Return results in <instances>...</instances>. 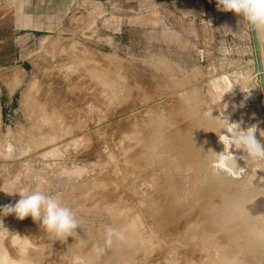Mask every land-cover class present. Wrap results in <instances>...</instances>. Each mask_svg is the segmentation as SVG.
Returning <instances> with one entry per match:
<instances>
[{"label": "rangeland", "instance_id": "obj_1", "mask_svg": "<svg viewBox=\"0 0 264 264\" xmlns=\"http://www.w3.org/2000/svg\"><path fill=\"white\" fill-rule=\"evenodd\" d=\"M16 1L0 0V201L14 205L19 194L5 192L39 184L75 210L80 228L57 240L31 217L0 216V249L18 233L27 241L25 264H97L106 227L124 236L129 228L139 264H189L201 237L187 227L205 215L217 224L198 233L207 240L200 264H264L238 210L260 204L243 195L264 187L263 160L234 146L226 153L233 159H218L227 121L256 124L264 145L263 97L252 57L239 53L247 46L218 42L209 27L205 45L187 47V30L172 21L151 28L149 8L94 0L64 27L31 35L15 26ZM142 17L149 27H137ZM2 82L15 90L10 112L2 110L9 92ZM75 168L88 171L61 174Z\"/></svg>", "mask_w": 264, "mask_h": 264}, {"label": "crops", "instance_id": "obj_2", "mask_svg": "<svg viewBox=\"0 0 264 264\" xmlns=\"http://www.w3.org/2000/svg\"><path fill=\"white\" fill-rule=\"evenodd\" d=\"M92 1L17 0L14 4L15 26L19 30L28 31L31 35L43 32H54L65 26L66 18L80 4ZM94 2H105L108 5L113 3L116 6L118 5L120 10L122 8L123 10H127L124 8L131 6V4H134V8H149L148 10H151L150 15L153 20L152 25H155L151 26V28L158 27L161 29L160 25L165 23V21H172L175 26H178L183 31L187 30V47L192 45V41L199 46L205 45L208 40L209 27L211 29L215 28L218 42L221 41L224 44L230 42V40H235L239 44L246 45L247 49L245 48V50L241 46L239 53L243 52L241 53L243 57L246 55L252 57L250 62H253L254 47L251 42L250 25L242 17L233 12L218 10L216 0H94ZM213 16L217 18L216 25L212 21ZM131 18L138 19L139 16L129 17L128 22L131 21ZM113 19L115 20L116 18L111 16L109 19L110 24L114 23ZM120 19L122 18L120 17ZM143 19L142 17L137 27H149L144 24ZM117 23L119 24L120 22ZM257 34L263 50L264 59V29H257ZM126 36V33H121L119 40L121 41ZM222 78L228 80L226 76ZM2 83L7 86L4 82ZM7 88L9 92H7L8 94H2L1 102L2 110L10 112L16 106V94L15 90L12 92L8 86Z\"/></svg>", "mask_w": 264, "mask_h": 264}, {"label": "clouds", "instance_id": "obj_3", "mask_svg": "<svg viewBox=\"0 0 264 264\" xmlns=\"http://www.w3.org/2000/svg\"><path fill=\"white\" fill-rule=\"evenodd\" d=\"M217 8L224 12H233L242 17L249 25L256 29H264V0H216ZM227 131L226 140L221 139L224 152L218 156L221 160H231L232 156L226 155L230 152V147L242 149L247 156L253 159L264 160V145L256 138L258 126L251 125L247 129H242L238 123H230L222 127ZM260 137H264V130H259ZM62 175H72L67 170H62ZM15 183V182H13ZM3 191V190H2ZM5 192V191H4ZM8 194L18 193L20 199L16 203L0 206V216L15 215L18 220L31 217L33 222H38L41 229L49 236H54L57 240L77 235V228H80L75 210L65 205L59 195L46 194L39 184L34 189H13L5 192ZM8 246L17 250L19 256L24 255L27 241L24 236L18 233L9 232ZM124 239V234L117 230L106 227L104 244L110 246L113 241ZM97 251H103L98 247ZM0 264H25L23 260L14 259L10 256L7 248L0 249Z\"/></svg>", "mask_w": 264, "mask_h": 264}, {"label": "bare ground", "instance_id": "obj_4", "mask_svg": "<svg viewBox=\"0 0 264 264\" xmlns=\"http://www.w3.org/2000/svg\"><path fill=\"white\" fill-rule=\"evenodd\" d=\"M253 64H255V60L253 59ZM255 76H256V78H258V74H254ZM35 84V83H34ZM31 86V85H30ZM259 87H260V85H259ZM31 89V88H30ZM260 90H261V87H260ZM34 92V91H33ZM27 93V96H28V92H26ZM38 93V92H37ZM42 93V92H41ZM32 95V94H31ZM26 98V97H25ZM29 98V97H28ZM38 99V98H37ZM42 101V100H41ZM45 101V100H44ZM37 102V101H36ZM47 102V101H46ZM37 104V103H36ZM35 104V105H36ZM44 104V103H43ZM46 105H47V103H46ZM39 106V105H38ZM56 107V106H55ZM39 108V107H38ZM53 115V114H52ZM0 153H2L1 152V149H0ZM245 156H246V154H245ZM235 157V156H234ZM237 158H239V157H237ZM236 158V159H237ZM242 158V157H241ZM247 159V158H246ZM251 160V159H250ZM250 160H248V164L249 163H253V161H250ZM226 161V160H225ZM239 161V160H238ZM241 161V160H240ZM244 161V160H243ZM231 162H233V161H231ZM222 163V162H221ZM223 164H226L227 165V163H225V162H223ZM259 165L260 166H262V168L264 169V160L263 161H261V162H259ZM253 166H255L254 164H253ZM240 167V166H239ZM242 167V166H241ZM257 167V166H256ZM261 170L258 174L259 175H257L258 176V179H262V178H264V170ZM234 172V171H233ZM236 172V171H235ZM253 175V174H252ZM256 179V178H255ZM93 181H95L94 179H93ZM258 182V181H257ZM261 183V182H260ZM261 185V184H260ZM104 191V190H103ZM243 196H245V200L246 201H248L249 199H252V200H254V199H259L261 202H260V204H258V206L257 207H255V208H249V207H246V208H248V210L246 209V208H242V203H240V205H238V210L240 209L241 210V212H242V217L245 219V222H247V225H245V226H242V228L244 227L245 228V232H246V235H248V236H250V237H253V238H258L259 239V244H261L260 245V248H262V250L264 249L263 247H264V206H262V205H264V187L263 188H260V189H253V190H250V191H247V192H245L244 193V195ZM115 201V200H114ZM259 203V202H258ZM255 204V203H254ZM128 210V209H127ZM126 211V210H125ZM124 211V212H125ZM204 214V213H203ZM205 216V215H204ZM204 216H202V215H200V217L201 218H199L198 220H196L195 219V221L196 222H194L193 223V227L194 228H192V226L190 225V226H188L187 227V235L189 236V235H191V236H193V235H197V236H199V237H201V238H199V245L198 246H200V247H203L204 245H205V243H207L205 240H204V236H202L203 234H198V233H200L199 231H201V232H207L210 228H213L214 229V225L215 224H217L216 222H210V219H212V218H210L208 221L207 220H205V218H204ZM211 217H213V219H215L216 218V212H213L212 213V216ZM196 218H198V216H196ZM137 222V221H136ZM214 224V225H213ZM238 225H240V223H238ZM198 227H201L199 230L197 229ZM16 228V227H15ZM11 229V228H10ZM12 230V229H11ZM183 230V229H182ZM215 230V229H214ZM211 231V230H210ZM20 232V231H19ZM193 234V235H192ZM145 235V234H144ZM146 238V237H145ZM197 239H198V237H197ZM206 239V238H205ZM193 243V242H192ZM195 243V242H194ZM197 244V243H196ZM188 245V244H187ZM198 246H195V247H197V248H195V247H190V248H192V250H193V252H191V254H192V256H193V253H194V256L192 257V259H188L187 260V262L189 263V264H200V262H198V260L203 256V255H205L206 254V252H204V250H203V248L201 249V250H199L200 249V247H198ZM254 246H256L255 244H254ZM189 248V251H191V249ZM256 248H258V246H256ZM187 249H188V247H187ZM196 249V250H195ZM255 249V248H254ZM254 249H252V251L254 250ZM194 250H195V252H194ZM198 250V251H197ZM202 250H203V253H202ZM206 250V249H205ZM196 251L197 252H199L198 254L196 253ZM26 252V251H25ZM258 252V251H257ZM205 253V254H204ZM254 253V252H253ZM250 254V253H249ZM254 256L253 257H255V253L253 254ZM196 256V257H195ZM201 256V257H200ZM191 257V256H190ZM250 260H251V258H249ZM194 260V261H193ZM253 261V260H252ZM223 264V263H222ZM253 264V263H252Z\"/></svg>", "mask_w": 264, "mask_h": 264}, {"label": "water", "instance_id": "obj_5", "mask_svg": "<svg viewBox=\"0 0 264 264\" xmlns=\"http://www.w3.org/2000/svg\"><path fill=\"white\" fill-rule=\"evenodd\" d=\"M250 35L251 42L254 47V74H258V78L255 79V83L261 87V94L264 101V59H263V50L259 37L257 34V29L253 28L250 25ZM69 147V145H67ZM88 170L85 168H75L74 170L69 171V173H75L70 176L81 178ZM12 204V202H1L0 206ZM124 232H129V236H124V242L114 244V245H105L104 242L96 244L97 248L102 247L103 251L100 252V259L97 261V264H139L138 262V243L131 242L132 234L129 228H124ZM6 243L7 250L11 257L18 258L22 260L16 249L8 246V240L4 239ZM72 264V263H69ZM84 264H91V262H84Z\"/></svg>", "mask_w": 264, "mask_h": 264}]
</instances>
